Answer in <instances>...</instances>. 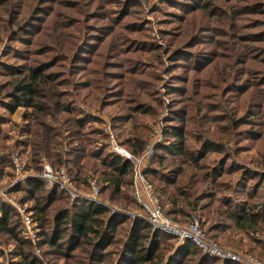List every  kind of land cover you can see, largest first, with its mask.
I'll list each match as a JSON object with an SVG mask.
<instances>
[{"label":"rangeland","instance_id":"obj_1","mask_svg":"<svg viewBox=\"0 0 264 264\" xmlns=\"http://www.w3.org/2000/svg\"><path fill=\"white\" fill-rule=\"evenodd\" d=\"M256 4L264 0H0V159L6 154L11 159L0 164V207L15 210L19 226L17 236L0 227V264H25L24 253L41 264H73L68 254L60 253L69 239L44 241L33 216L36 200L28 191L24 198L20 188L43 179L47 166L68 171L54 166L52 157L72 148L69 156L75 160L88 152L118 155V148L141 155L144 149L137 154L126 144L134 122L155 149L172 142L160 153L164 163L158 159L155 164L159 175L187 162L174 153L178 145L184 144L186 157H196L188 167L197 174L190 181L193 194L186 190L182 198L202 206L184 219L198 218L208 232L216 227L208 234H218L224 247L264 255V221L240 228L229 219V212H242L246 204L259 206L264 218L259 205L264 202V39L251 36L264 35V6L259 10ZM29 67L41 69L52 81L45 86L52 101L42 103L52 102L48 115L15 103L17 85ZM62 103L73 110H62ZM79 121L89 142L75 139ZM156 127L163 130L161 140ZM176 128L184 130V143L174 133L173 140ZM36 151L42 155L38 163ZM147 178L163 194L159 176ZM90 182L92 187L84 188L72 178L66 185L78 195L75 199L106 207L108 215L130 217L118 226L112 244L103 246L109 252L103 264H119L129 225L146 214L122 198L110 200V192L102 191L109 181ZM55 186L66 191L60 183ZM124 194L132 200L130 191ZM59 200L52 211L73 203L66 197ZM29 214L36 222L32 232L24 223ZM3 218L0 210V222ZM222 230L231 234L230 241L221 238ZM202 256L199 252L193 261L200 264Z\"/></svg>","mask_w":264,"mask_h":264},{"label":"trees","instance_id":"obj_2","mask_svg":"<svg viewBox=\"0 0 264 264\" xmlns=\"http://www.w3.org/2000/svg\"><path fill=\"white\" fill-rule=\"evenodd\" d=\"M262 6H264V4L255 5L258 9ZM248 13L254 12L250 11ZM251 36H261V39H264V35L262 34H251ZM24 76L25 80L17 85L16 89L20 96H15V103L25 104L27 107H33L36 113L48 115L47 112L50 111L52 102L48 106H44L42 103L45 100L52 101L50 98L47 99L45 96L47 93L45 91V86H51L52 81H50L48 77H45L41 69L34 67H29L28 71L24 73ZM57 83L58 81H56L58 94L59 86ZM10 108L13 109L14 107L11 106ZM64 109H67L68 111L73 110L72 107L62 103V110ZM36 118H38V116H36ZM75 130L79 134V138L75 139L79 140V142H89V140H86L89 137V134L87 131L83 130L82 121H79ZM128 132L129 137L127 138L126 144L130 148L128 146L126 147L137 154L142 153L148 144L144 133L140 134L137 132L135 122L129 128ZM172 133H174L175 137L177 135V139L182 142L184 139V130L182 128H176L173 132L171 130V135L174 140V135ZM171 143L161 146L160 151L157 150V148L155 149V154L149 164L150 167L147 169V176L152 175L155 177L157 174L160 181L164 184L161 189L163 194H161V192H159L156 188L160 196V201L164 207V211L176 222L186 223L190 219L186 221L184 218L190 217L191 213L194 210H197L198 206H202L200 202L198 203V201L195 203L193 201H189L187 198H182L185 197L184 195L186 194L184 191L186 190L191 191L190 194H187L188 196L193 194L194 186L190 181L196 178L197 174L189 173L188 167L192 166L194 162H197V159L194 156L186 157L188 152H185L184 144H182V146H176L175 149H173L172 146V149L175 151L174 153L178 154V157L185 156L187 162H184L183 166L174 168V170H171V172L164 177L159 175L155 164L158 159L159 164L164 163L166 159L164 156H161L160 153H162V151H167V147L171 145ZM72 150L73 148L70 152L64 154V156H57V154H55V156L52 157V161L54 163L53 165H57V168H61L62 166L67 167L73 180H75L79 186L84 188L91 186V178H99L102 181H109L103 186L102 191L103 193L110 192V200L119 201L122 198L123 203H126L125 205L140 206L142 209L140 203L134 195L132 178L134 163H132V161L124 159L123 157L113 153L104 158L98 153L94 155L89 152L88 154L84 153L81 157L78 156L75 160V158L69 156L72 154ZM41 156L42 155L36 151L35 161L37 163L40 161ZM10 160L11 159L6 154L1 157L0 164L3 166L10 164ZM37 169L38 171L41 170L39 167ZM217 174H219V172ZM186 180L187 182H185ZM165 185H169L170 188H165ZM180 187H183V189ZM20 190L24 198L27 199L26 195L29 196V193L31 192L29 197H32L33 199L35 198L36 200L32 207L33 216L42 228L41 235L44 237V241L46 238V241L56 244L64 239H69L68 247L60 253L62 256L68 254V257L69 259H72L73 264L106 263L105 254L108 255L109 252L107 253L106 250L103 251V246L105 245V247H108L112 244L114 241V234L117 233L116 231L118 230V226L130 221V217L127 215L117 213L108 215V208L95 204V202L81 201L78 198L71 200L69 199V194L66 191L59 189V186L48 188L42 178L30 180L26 188L23 187L20 188ZM124 191H130L132 195L131 201L125 194L121 197V194H123ZM64 197L71 200L74 204L72 203L70 207L59 206V209L52 211L51 209L53 205L59 202V199H63ZM259 205L264 208V202ZM257 207L259 206L255 204H246L241 208L242 212H229V219L234 222L236 221L237 226L240 228H249L248 225L246 226L247 223L256 225L260 221H264V218H262L263 213L259 212L256 209ZM0 210L4 214V218L0 222L1 230L17 236L19 226H17L16 211L11 210L9 206L6 207L5 205L1 206ZM10 218H13L14 222L11 221L10 223ZM131 223L132 224L129 225L127 231L128 236H126L124 242L122 243L123 249L118 253L120 256L119 264H199L198 261H193V257L199 255L201 250L192 241L186 240L177 245L173 242L176 240L174 236L161 232H153L151 224L147 219L134 218ZM215 229L216 227H211L209 232L208 230L205 231L210 239L221 244L218 239V234H208ZM221 238L230 241L231 234L226 230H222ZM88 246L89 248H87ZM92 246L93 249L90 255ZM79 251H82L86 256H82ZM248 252H251L258 257L256 253L250 250ZM23 255L25 256V264H41L40 260L36 256L26 253ZM90 256L95 258L93 259L94 262H88V258ZM260 258L263 259L264 255ZM205 262L210 264H215L217 262H221L222 264H239L234 261H221L218 258L203 254L200 259V264H204Z\"/></svg>","mask_w":264,"mask_h":264},{"label":"built area","instance_id":"obj_3","mask_svg":"<svg viewBox=\"0 0 264 264\" xmlns=\"http://www.w3.org/2000/svg\"><path fill=\"white\" fill-rule=\"evenodd\" d=\"M154 134L158 140L163 138V130L160 127L154 129ZM119 149V150H118ZM115 149L119 156L129 160L134 158V172H133V190L137 201L140 203L142 209L146 214V219L151 224L153 232H163L178 238L180 242L186 240L192 241L199 247L204 255L212 256L220 259L221 261L228 260L234 261L239 264H264V261L256 257L251 252H239L231 248L224 247L213 241L207 236L205 229L203 228L201 221L193 217L186 223H179L173 220L165 211L161 205L160 196L154 184L147 178L144 168H146L152 157L155 154V144H148L145 151L141 155H133L125 148ZM18 159L15 158L16 166L18 169ZM47 187L60 183L62 187L69 193L71 199L74 200L78 195L76 194L72 186H67V183L71 184L72 176L65 169L53 170L50 166H47L43 170L42 175ZM71 179V180H70ZM62 181V182H61ZM95 181V180H93ZM92 181V182H93ZM91 182V184H92ZM95 195H99L100 190L95 182L92 184ZM91 186V187H92ZM71 187L72 189L68 188ZM93 198V197H92ZM34 218L32 214L25 216V224L29 232H32L34 226ZM36 223V222H35Z\"/></svg>","mask_w":264,"mask_h":264}]
</instances>
